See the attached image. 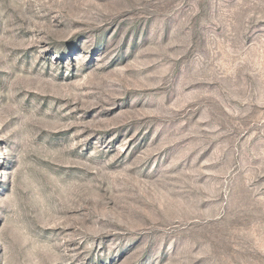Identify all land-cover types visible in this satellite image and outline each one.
I'll use <instances>...</instances> for the list:
<instances>
[{"label": "rangeland", "instance_id": "374dc122", "mask_svg": "<svg viewBox=\"0 0 264 264\" xmlns=\"http://www.w3.org/2000/svg\"><path fill=\"white\" fill-rule=\"evenodd\" d=\"M0 264H264V0H0Z\"/></svg>", "mask_w": 264, "mask_h": 264}]
</instances>
